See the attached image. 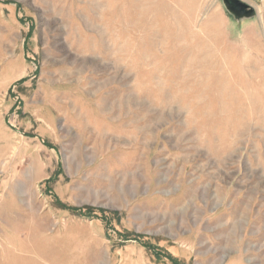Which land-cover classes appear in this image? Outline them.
Instances as JSON below:
<instances>
[{"label":"rangeland","instance_id":"obj_1","mask_svg":"<svg viewBox=\"0 0 264 264\" xmlns=\"http://www.w3.org/2000/svg\"><path fill=\"white\" fill-rule=\"evenodd\" d=\"M243 1L0 0V264H264Z\"/></svg>","mask_w":264,"mask_h":264},{"label":"water","instance_id":"obj_2","mask_svg":"<svg viewBox=\"0 0 264 264\" xmlns=\"http://www.w3.org/2000/svg\"><path fill=\"white\" fill-rule=\"evenodd\" d=\"M228 10L237 18L243 16H251L255 13V9L243 0H224Z\"/></svg>","mask_w":264,"mask_h":264},{"label":"trees","instance_id":"obj_3","mask_svg":"<svg viewBox=\"0 0 264 264\" xmlns=\"http://www.w3.org/2000/svg\"><path fill=\"white\" fill-rule=\"evenodd\" d=\"M73 210H75V211H81L82 209L81 208H76V207H73ZM150 249H152L153 248V245H151V243H148V244H146ZM166 252V256L168 257V258H170L171 260H177L175 257H174V255L172 254V253H170V252H167V251H165Z\"/></svg>","mask_w":264,"mask_h":264},{"label":"crops","instance_id":"obj_4","mask_svg":"<svg viewBox=\"0 0 264 264\" xmlns=\"http://www.w3.org/2000/svg\"><path fill=\"white\" fill-rule=\"evenodd\" d=\"M185 258H186V256H185Z\"/></svg>","mask_w":264,"mask_h":264}]
</instances>
